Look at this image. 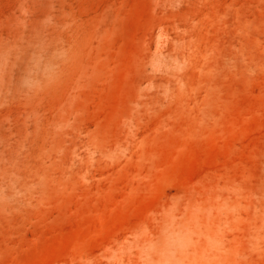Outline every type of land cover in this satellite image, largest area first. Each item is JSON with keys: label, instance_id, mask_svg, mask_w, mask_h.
I'll list each match as a JSON object with an SVG mask.
<instances>
[{"label": "rangeland", "instance_id": "374dc122", "mask_svg": "<svg viewBox=\"0 0 264 264\" xmlns=\"http://www.w3.org/2000/svg\"><path fill=\"white\" fill-rule=\"evenodd\" d=\"M0 264H264V0H0Z\"/></svg>", "mask_w": 264, "mask_h": 264}]
</instances>
